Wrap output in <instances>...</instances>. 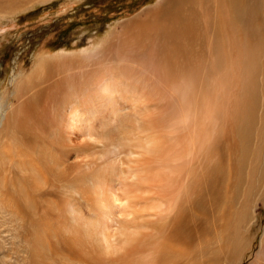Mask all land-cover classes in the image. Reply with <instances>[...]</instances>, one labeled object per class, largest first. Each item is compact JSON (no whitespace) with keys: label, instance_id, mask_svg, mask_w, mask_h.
<instances>
[{"label":"bare ground","instance_id":"1","mask_svg":"<svg viewBox=\"0 0 264 264\" xmlns=\"http://www.w3.org/2000/svg\"><path fill=\"white\" fill-rule=\"evenodd\" d=\"M0 89L9 262L264 264V0H161Z\"/></svg>","mask_w":264,"mask_h":264},{"label":"rangeland","instance_id":"2","mask_svg":"<svg viewBox=\"0 0 264 264\" xmlns=\"http://www.w3.org/2000/svg\"><path fill=\"white\" fill-rule=\"evenodd\" d=\"M160 1L44 0L29 3L23 11L22 6L0 10V83L9 86L20 63H33L40 52L51 56L97 46L109 30ZM4 227L0 210V264H19L16 245L8 261Z\"/></svg>","mask_w":264,"mask_h":264}]
</instances>
